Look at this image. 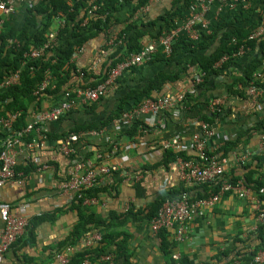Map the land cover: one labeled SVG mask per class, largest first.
Listing matches in <instances>:
<instances>
[{"label":"trees","instance_id":"1","mask_svg":"<svg viewBox=\"0 0 264 264\" xmlns=\"http://www.w3.org/2000/svg\"><path fill=\"white\" fill-rule=\"evenodd\" d=\"M148 2L149 0H39L24 9L20 17L22 22L19 28H14L11 25V18H9L0 34V82L16 69H20V71L17 82L0 91V115L6 111L17 112L12 128L19 129L26 125L31 107L40 108L42 101L45 100H50L54 105L62 100L65 91L72 90L77 85L80 87L94 86L103 81L109 67L123 60L129 53L140 49L144 37L155 40L163 31L175 28L187 15L193 0H174L170 7L155 19H133L135 12ZM248 2H250L248 7L244 8L243 3L240 2L242 6L239 5L237 11H234L235 13L227 12L218 20L213 21L209 25L208 31L200 28L198 40L193 41L185 35H181L174 43L169 56L158 51L145 63L124 71L118 77L117 87L112 93L117 101L116 107L108 114L103 117L99 115L92 117L91 115L81 123L72 120L73 114L79 111L93 112L104 98L101 97L90 105L72 109L58 119L56 122L64 128L59 132L49 131L48 137L61 139L70 133L84 134L89 131L108 130L114 119L129 109L138 108L144 98L154 97L164 92V87L168 82L174 83L180 80L182 75L191 78L192 73L188 66L192 65L203 74L202 81L194 83L195 93L185 94L181 101L183 108L175 117L169 111H163L159 113V116L167 125H180L181 127L186 123L190 124V135L197 132L200 137L204 138L202 124L215 125L228 113L223 104L219 105V109L213 111L209 109V102L221 92L218 85L224 84L226 90L224 93L236 94V96L244 98L248 96L244 87L249 85L250 81H253L258 89L264 91V79H254L253 77L256 70H261L264 73V33L255 38L249 37L252 32L264 24V0H248ZM257 4L262 6L259 13L255 11ZM93 5H96L97 8L88 12ZM123 9H128V15L125 18H120L118 12ZM59 12L62 13L61 18L64 20L60 27L54 25V19ZM121 22H125L119 33V36H123L122 42L102 62L99 73L88 74L82 70L83 76L76 79L78 76L76 66L69 62L75 47L86 44L97 35H102L106 39L110 26ZM55 27L57 29L56 38L40 57L23 56L31 47L40 46L46 39V33ZM241 46L245 50L244 53L235 55ZM224 55L228 58L216 66V62ZM154 61H161L166 65L173 64L175 68L171 71L161 68L149 78L147 83H134L133 75L140 74L145 65ZM238 62L241 63L240 73L235 75L230 68L232 65H237ZM228 69L230 70L228 71ZM46 71H49L51 81L44 90L35 94L34 92L44 79ZM219 74L223 78L219 79ZM263 97L261 95L259 99ZM65 122H70V124L63 126ZM153 129H155V124L147 123L144 115H134L128 127L117 134L112 142L105 143L104 148L99 145L92 146L100 150H110L113 145H117L121 136L131 138L140 130L152 131ZM253 132L256 136L264 133V115L247 128L236 133L235 137L224 139L217 147L208 142L210 138H206L205 150L209 155L219 159L229 158L233 152L243 151V145L251 140ZM9 134V131L0 130V151ZM171 135L174 134H167L165 137ZM81 137L82 135L78 142ZM82 138L85 142L82 147L90 143L85 139L86 137ZM160 142L153 143L154 148L161 150V160L158 164L168 165L175 162L177 157L185 160L198 159L194 150L188 153V149L182 151L162 149ZM87 154L91 156L92 152ZM148 166L150 165H145L144 168ZM34 169L35 167L29 163H19L16 167V170L21 171L22 175L28 174ZM225 174L232 181L241 179L252 191L258 193L260 199L264 197L262 193H259L264 189V152L259 151L253 154L240 165H230L226 168ZM199 184L202 186V190L192 198L206 196L210 192H216L219 188L217 180ZM102 192L111 194L109 188L97 181L92 187L79 191V195H76L74 200L64 207L65 211H74L77 215L76 223L72 226L69 234L60 241L55 251H62L67 246L74 249L67 264H82L85 259L89 261V264H119V260L122 258L124 259L122 264H131L126 253L128 234L123 230V226L130 221L146 220L149 222L164 200L179 197L185 191L182 188L176 193L163 192L143 208L131 204L124 212L117 213L110 210L105 216L98 213L93 205L83 203L87 197L100 198ZM54 213L29 218L25 232L34 239L32 229L43 220H51ZM91 232H99L101 239L92 246L78 248L86 235ZM256 235L260 242L253 251L232 255L230 259H240L244 264H256L253 262V256L259 248L264 247V230L260 225H258ZM158 236L161 251L170 257L172 249L176 245L173 240V231L164 228L159 231ZM55 252H53L54 255ZM106 254H112L111 262L101 259ZM225 254L222 252L221 256L226 258ZM231 261H227L225 264H231Z\"/></svg>","mask_w":264,"mask_h":264},{"label":"crops","instance_id":"2","mask_svg":"<svg viewBox=\"0 0 264 264\" xmlns=\"http://www.w3.org/2000/svg\"><path fill=\"white\" fill-rule=\"evenodd\" d=\"M18 1V0H17ZM38 0H34L36 2ZM174 0H149V2L137 10L133 19H155L165 9L170 7ZM212 1L201 10L202 18L209 25L221 18L227 12L235 13L240 4V0L235 1L233 7L230 2ZM20 3V1H18ZM250 5V2L246 7ZM244 7V8H246ZM261 5H256V13H259ZM25 7L20 6L10 18L11 25L19 28L21 15ZM120 18L128 15V9L118 12ZM187 15H189L187 13ZM125 22L116 23L112 27L116 31L121 30ZM181 37V34H180ZM144 37L142 41L147 40ZM105 37L97 35L91 38L84 49L74 59L73 64L76 69H81L89 73L90 67L94 59L97 57L100 47L103 45ZM243 60V59H242ZM219 66V65H218ZM161 68H167L168 71L174 70L175 66L166 65L161 61H154L145 65L141 73L133 75L134 83H147L155 72ZM241 63L232 65L230 68L233 74L240 73ZM101 69V66H100ZM228 69V71L230 70ZM99 70V69H97ZM219 79L223 78L219 74ZM76 79H79L77 76ZM192 76L182 75L181 79L174 83H167L164 92L161 94H169L175 96L178 92L186 90L191 86ZM221 92L215 98L221 99L228 113L219 120L215 125H211L214 129V135L210 137V144L217 147L227 137H235L236 133L242 131L243 128L250 126L256 119L264 115V94L257 102H253L248 94L246 98L236 96V94L224 93V84L218 85ZM112 89L96 106L93 112L86 113L79 111L73 114L75 122H83L89 116L92 117L108 114L115 109L117 101L112 95ZM214 98V99H215ZM53 103L50 100L42 101L41 107H48ZM203 108V107H202ZM35 108L31 107L30 112ZM133 109H129L123 114H128ZM255 113L256 115L254 116ZM112 121L108 130L89 131L82 135L86 137L90 145L101 146L104 148L105 143L112 142L114 137L123 129H126L129 123L127 117H122ZM174 117L176 115H173ZM149 117V116H148ZM153 117V118H152ZM151 125L155 124L152 131L140 130L134 136H121L116 143L118 148L116 153L110 159V162L118 163L121 166L120 174L113 173L98 179L102 185L111 190L100 193V198L96 204H92L94 209L102 216L108 214L110 210L117 213L124 212L125 205L133 204L135 207H145L148 203L154 201L160 193H176L182 188L190 197L199 193L202 186L195 181H184L180 178L177 162L168 165L158 164L161 160V150L154 148L153 143L163 141L167 134H177L183 145L187 146L191 142L190 124L170 125L165 124L157 116H152ZM145 119V116H144ZM70 122H65L63 126H67ZM47 127L51 132H59L64 127L60 126L56 121L47 123ZM186 131H183L185 130ZM251 140L243 145V151L239 152L248 159L253 154L259 152L258 136L252 133ZM76 146L81 149L85 143L83 138ZM59 140L54 137H48L42 147L36 149L33 156L39 163H47L50 166L46 169H37L34 163L28 162L19 156V163H29L35 169L13 183H7L0 188V203L10 204L13 211L18 213L19 208H23V212L29 218L42 214H52L51 220H43L36 224L32 229V235L25 232L23 236L12 244L8 250L0 253V264H59L55 259V252L60 241H62L70 232L72 226L77 221V215L73 211H65L64 197L59 194L58 184L64 180L71 167V160L59 150ZM160 142V143H161ZM93 146V147H94ZM185 150V149H184ZM191 149H188V153ZM236 153L231 154L228 158L230 164L235 162ZM145 165H150L144 168ZM238 165V164H237ZM61 210V211H59ZM2 222L0 219V226ZM258 222L254 212L253 204L245 199L238 198L234 193H224L220 199L211 208L207 209L202 216H195L188 223L186 236L176 242L173 252L178 253L179 260L182 264H225L232 255L238 253H250L259 244L260 240L256 235ZM123 230L128 234L127 238V259L131 264H167L169 257L160 249L159 238H154L149 230V222L130 221L123 226ZM84 246L83 243L78 248ZM72 250H74L72 248ZM224 252L226 258L221 256ZM56 253V252H55ZM73 253V252H72ZM113 259V257H112ZM25 260V263L23 261ZM124 259L119 260L122 264ZM89 264V261L88 263ZM231 264H244L240 259L231 261Z\"/></svg>","mask_w":264,"mask_h":264},{"label":"built area","instance_id":"3","mask_svg":"<svg viewBox=\"0 0 264 264\" xmlns=\"http://www.w3.org/2000/svg\"><path fill=\"white\" fill-rule=\"evenodd\" d=\"M18 1H20V3ZM18 1L0 0V34L4 29L6 21L20 9L21 5L26 8L34 3V0ZM212 1L215 0H193L188 10L189 15H186L175 28L163 31L155 40L147 39L142 41L138 51L129 53L123 60L109 67L103 81L94 86L86 85L80 87L77 85L73 87L72 90L65 91L59 103L52 104L48 107L35 108L34 111L29 113L25 126L19 129L12 128L17 112L6 111L3 115H0V130L9 131L10 133L4 140L3 147L0 151V188L22 177V172L16 170L20 155H23L26 161L34 163L37 169H46L50 166L45 162L39 163L33 156L34 151L42 147L44 141L48 138L50 130L47 127V123L57 121L76 107L90 105L101 97H105L112 89L115 90L117 87V79L124 71L145 63L158 51L165 56H169L172 53L174 43L180 38V34L185 35L193 41L198 40L200 28L208 31V23L203 20L201 10ZM217 1L222 3L228 0ZM235 1L237 2V0L230 2L231 7H233ZM240 1L243 3V7H246L249 3L248 0ZM96 8L97 6L93 5L88 12ZM61 16L63 15L59 12L54 19V25H58V27L63 25L64 20ZM112 26L107 30V38L100 47L98 55L90 67L91 72L98 71L99 73L102 62L114 51L115 47L122 42L123 36H119L121 30L116 31ZM263 33L264 24L259 29L252 32L249 37L255 38ZM56 35V27L50 29L46 33L45 41L38 47H31L23 56L31 58L40 57L55 40ZM83 49L84 45L75 47L69 62L73 63L74 59ZM244 51V48L241 46L235 55L242 54ZM227 58L226 55L222 56L220 60L216 62V66L220 65ZM188 69L192 73L193 82L188 89L178 92L175 96L159 94L154 97H146L142 100L138 108L133 109L131 112H128V114H123L122 117H127L128 120H131L134 118V115L142 114L145 116V121L151 123L152 116H157L163 111H169L172 115H177L183 108L181 101L185 97V94H194V83H200L203 78V74L196 67L189 65ZM19 71L20 69H16L0 82V91L17 82ZM77 72L80 79L83 76V72L81 69H77ZM253 77L254 79H264V73L261 70H256L253 73ZM50 79L51 75L49 71H46L44 79L34 93L37 94L39 91L44 90L50 83ZM244 89L247 94L250 95L254 103L264 94V91L258 89L253 81H250L249 85L245 86ZM222 104L223 102L221 99H212L209 102V109L212 111L219 109V105ZM119 118L120 117L117 119ZM201 128L205 135L204 138L200 137L199 133L196 132L192 135L189 145L185 146L181 143L179 136L174 134L161 142V148L174 151H182L184 149L194 150L198 156L197 160H185L181 157L176 158L175 161L178 164L180 178L184 181L191 180L198 183L217 180L219 182V188L214 193L210 192L206 196L197 198H192L187 192H182L179 197L164 200L157 209L156 214L149 221L151 235L154 238H159V231L166 228L173 231V240L175 242L181 241L186 236L190 220L195 216H202L207 209L217 203L224 193H234L238 198L245 199L252 203L258 225L264 230V197L260 199L258 193L252 191L241 179L232 181L226 176V168L231 165L229 159H219L209 155L205 150V139L214 135L213 127L208 123H203ZM79 137L80 134L70 133L59 140V150L71 160V167L67 177L58 184L59 194L63 195L65 205L71 203L75 196L79 195V191L95 185L101 177L119 173L122 169L118 163L110 162V159L116 153V146L112 147L110 150H100L90 144H86L79 149L76 146ZM258 148L259 151L264 152V133L258 136ZM88 152H92V155L88 156ZM234 153L237 154L235 162L238 165L246 160L244 155H241L239 152H233L232 154ZM259 193L264 195V189L260 190ZM98 200L99 198L96 197H87L84 199L83 203L92 205L96 204ZM127 209L128 205L126 204L123 211ZM21 211L23 212L22 207H20L18 213H16L13 211V207L10 204L0 203V219L2 222L0 226V253L8 250V248L24 234L29 223V217L21 213ZM100 239L101 235L99 232H91L86 235L83 244L86 247L92 246ZM72 252V247L67 246L62 251L56 252L55 259L59 264H67L72 256ZM101 259L111 262L112 254L103 255ZM253 262L256 264H262L264 262V247L256 251L253 256ZM87 263L88 260L85 259L82 264ZM167 264H182L179 260L178 253L172 252Z\"/></svg>","mask_w":264,"mask_h":264},{"label":"water","instance_id":"4","mask_svg":"<svg viewBox=\"0 0 264 264\" xmlns=\"http://www.w3.org/2000/svg\"><path fill=\"white\" fill-rule=\"evenodd\" d=\"M256 50H257V48H256Z\"/></svg>","mask_w":264,"mask_h":264}]
</instances>
